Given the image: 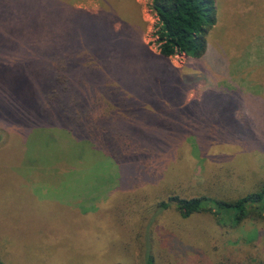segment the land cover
<instances>
[{"label": "rangeland", "instance_id": "obj_1", "mask_svg": "<svg viewBox=\"0 0 264 264\" xmlns=\"http://www.w3.org/2000/svg\"><path fill=\"white\" fill-rule=\"evenodd\" d=\"M73 1L91 12L102 3ZM215 8L217 24L208 48L225 53L227 61L220 64L227 73L213 69L207 58L175 54L166 62L175 67L168 70L177 88L154 95L139 90L116 94L121 108L134 116V126L156 135L147 138L157 144L168 134L172 139L167 137L161 149L142 147L144 141L132 131L128 154L115 160L60 126L31 124L27 99L34 98L24 89L34 70L20 66L14 43L19 39L3 28L0 3L1 262L264 264L263 219L221 225L208 212L183 217L173 202L166 208L159 204L170 195L234 198L264 180V139H229L226 134L227 128L245 122L246 114L256 129L264 128V0H215ZM6 10L15 25L14 0L7 1ZM122 15L158 54L149 0H135L122 8ZM132 85H145V77L127 80V87ZM220 87L230 91L217 95L214 90ZM185 130L195 145L207 142L199 153L204 161L180 140Z\"/></svg>", "mask_w": 264, "mask_h": 264}, {"label": "trees", "instance_id": "obj_2", "mask_svg": "<svg viewBox=\"0 0 264 264\" xmlns=\"http://www.w3.org/2000/svg\"><path fill=\"white\" fill-rule=\"evenodd\" d=\"M7 1L0 0L5 9L3 28L9 27L7 30L14 39L16 36L19 39L14 43L20 66L27 64L34 70L32 78L27 79L31 84L24 89V93L34 98V101L27 99L32 108L27 106L31 124L60 126L75 137L93 143L115 160L128 154L132 133L142 138L145 143L142 147L153 144L157 149L163 147L167 137L171 138L168 134L161 144L147 138L156 135L134 126V116L121 108L116 94L139 90L154 95L170 86L177 88L179 83L172 82L168 70L175 67L166 62L175 54L207 58L213 69H226L227 73L228 67L220 64L227 61L225 53L208 48L209 33L217 24L215 0H149L156 17L154 34L159 43L158 54L149 49L140 30L122 15V8L132 6L135 0H101L97 12L75 7L73 0H14L15 25L11 10H6ZM7 39L1 37L2 41ZM19 62L17 59L18 68ZM140 76L145 77V85L127 87V80H137ZM235 90L250 95L239 87ZM228 91L220 87L214 93ZM35 100L42 103L37 104ZM107 105L112 109L105 112L102 108ZM256 125L246 114L245 122L227 128L226 134L230 135L229 139L258 136L264 139V128L256 129ZM189 132L185 130L180 140L189 145L190 154L204 161L205 157L199 153L202 154L207 142L201 139L195 145L186 138ZM213 139L219 140L220 136ZM117 177L121 185V175ZM168 199L161 201L160 207L166 208L173 202L183 217L208 212L219 224L228 226H238L249 217L264 220V180L229 199L211 194L170 195ZM0 264L4 263L0 261ZM146 264H153L152 260Z\"/></svg>", "mask_w": 264, "mask_h": 264}]
</instances>
